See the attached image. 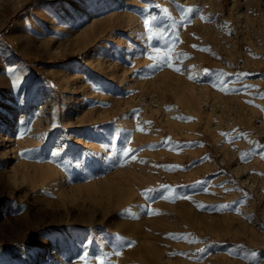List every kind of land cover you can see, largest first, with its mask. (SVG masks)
<instances>
[{"label":"rangeland","instance_id":"374dc122","mask_svg":"<svg viewBox=\"0 0 264 264\" xmlns=\"http://www.w3.org/2000/svg\"><path fill=\"white\" fill-rule=\"evenodd\" d=\"M261 1L0 0V264H264ZM45 165L66 190L118 174L131 200L107 219L139 232L20 236L100 210L41 202Z\"/></svg>","mask_w":264,"mask_h":264},{"label":"bare ground","instance_id":"6f19581e","mask_svg":"<svg viewBox=\"0 0 264 264\" xmlns=\"http://www.w3.org/2000/svg\"><path fill=\"white\" fill-rule=\"evenodd\" d=\"M261 1V0H260ZM262 2V1H261ZM260 2V3H261ZM263 4V3H262ZM244 15V14H243ZM250 19V18H249ZM241 20V19H240ZM259 20V19H258ZM251 21V20H250ZM244 21H241V23ZM240 23V22H238ZM98 24V23H97ZM100 24V23H99ZM102 24V23H101ZM100 24V25H101ZM99 25V26H100ZM260 25V24H259ZM99 28V27H98ZM242 28V27H241ZM259 28H261L259 26ZM92 29V28H91ZM94 29V28H93ZM4 62V61H3ZM202 76V75H201ZM18 144V143H17ZM21 144V143H19ZM23 144V143H22ZM26 146V145H25ZM16 149V148H15ZM107 156V155H106ZM108 158V157H107ZM115 165V163H113ZM22 166V164L20 165ZM27 167V166H26ZM118 167V166H117ZM34 173L39 175V184H43L45 187H48L50 190L56 189L58 190L56 192L57 199L56 200H50L47 198H41V202L46 203L48 206L49 205H56V210L58 211L59 208H64L69 201L75 200V196L72 194V191L77 190L78 194L82 195L85 197V199L90 200L93 202L100 210H96L95 208L89 212H83L77 215L76 217H70L68 213H63V212H51L47 213L44 212L43 216L41 219L38 221H32L30 219H26V221L23 222L21 226H19L18 229V234L20 236L25 235L30 229H34L39 223H44L45 219L47 217H50L52 219V222L57 223V225H61L62 227H65L67 224L70 225V222H73V224H79L81 226H95V225H107L109 221H113L112 225L115 228V230L118 231H123L126 233H136L139 232L137 230V227L132 224V223H126L123 222L117 217H111L112 219L109 220L107 219V216L112 212V211H117L119 208L124 205L125 203L129 202L130 196L128 194H125L124 191L121 188V184L117 183L118 179L116 175H112L109 178L105 177L101 181H93V183H86L84 185H78L74 188H70L69 190L64 187V182H63V177L57 175L58 173L48 165L46 166H37V168H34ZM201 169V168H200ZM198 170V169H197ZM20 171V170H19ZM25 171V170H24ZM118 171V170H117ZM116 173V170L115 172ZM121 173V172H120ZM28 173L26 174V176ZM11 176V175H10ZM16 176V175H14ZM19 176V175H18ZM37 184V183H36ZM38 185V184H37ZM115 185V187H114ZM113 186V188H112ZM41 187V186H40ZM67 187V186H66ZM49 190V191H50ZM48 191V190H47ZM45 190V192H47ZM55 191V190H54ZM76 191V192H77ZM51 192V191H50ZM55 193V192H54ZM75 193V192H74ZM49 194V193H48ZM51 194V193H50ZM53 194V193H52ZM116 198H115V197ZM131 200V199H130ZM87 202V201H86ZM89 203V202H88ZM26 205V204H25ZM86 205V204H85ZM31 206V205H30ZM38 206V205H37ZM21 207V206H20ZM51 207V206H49ZM83 208V207H82ZM49 209V208H48ZM52 209V208H51ZM40 210V209H39ZM38 210V211H39ZM78 210V209H77ZM81 211V210H80ZM37 212V211H36ZM27 211L23 214V218L27 217ZM79 213V212H78ZM116 213V212H115ZM119 216V215H118ZM12 220V219H11ZM53 223H51L52 225ZM56 225V226H57ZM55 226V225H54ZM74 226V225H73ZM67 228V227H66ZM89 228V227H87ZM60 229V228H59ZM86 229V228H85ZM3 231L2 229H0ZM61 230V229H60ZM67 230V229H66ZM93 230V228H92ZM98 230V229H97ZM97 230L95 232H97ZM48 231V230H47ZM13 232V231H12ZM50 232V231H49ZM53 232V231H51ZM50 232V233H51ZM65 230H62V234H65ZM46 233V232H45ZM54 233V232H53ZM43 234V233H42ZM59 234V233H58ZM86 231L85 230H78L75 229L71 233V236H73V240L77 241L75 243V247L77 248L81 242H86V239H83L86 236ZM53 235V234H52ZM132 235V234H131ZM46 236V235H45ZM51 236V235H50ZM49 236V237H50ZM60 236V234H59ZM67 236V235H66ZM97 236V235H96ZM47 237V236H46ZM52 237V236H51ZM50 237V238H51ZM56 238V237H55ZM83 239V241H81ZM70 240V238H69ZM99 242L97 243V246L92 247V252L95 254L104 253L106 251H111L117 248V246H111L108 247V244L103 241V240H98ZM1 242V241H0ZM114 243V242H113ZM47 246V245H46ZM74 246V245H72ZM88 246V245H87ZM120 247V246H119ZM118 247V249H119ZM53 248V247H52ZM85 249V248H84ZM83 249V251H84ZM117 249V250H118ZM86 250V249H85ZM21 252V251H20ZM46 253V252H45ZM65 253V252H64ZM128 255L130 256V260L135 261L137 260V252L136 251H129L127 252ZM21 256V255H20ZM64 256V255H63ZM74 258L77 256V254L74 253ZM115 257V256H114ZM117 257V256H116ZM3 261V260H2ZM4 263V261H3ZM14 263V262H13ZM93 263V262H92ZM84 264V263H83ZM91 264V263H90ZM94 264V263H93ZM104 264H108V262H105ZM116 264V263H115Z\"/></svg>","mask_w":264,"mask_h":264},{"label":"snow or ice","instance_id":"6c2138e0","mask_svg":"<svg viewBox=\"0 0 264 264\" xmlns=\"http://www.w3.org/2000/svg\"><path fill=\"white\" fill-rule=\"evenodd\" d=\"M145 23H147V22H145ZM130 151V150H129ZM59 154V151H53L52 152V155H58ZM124 155H128V152L126 151L125 153H124ZM203 251V250H202ZM83 259V258H82Z\"/></svg>","mask_w":264,"mask_h":264}]
</instances>
